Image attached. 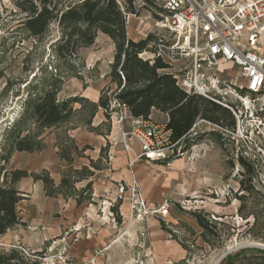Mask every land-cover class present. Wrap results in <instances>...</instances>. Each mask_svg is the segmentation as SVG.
Wrapping results in <instances>:
<instances>
[{"label": "rangeland", "instance_id": "obj_1", "mask_svg": "<svg viewBox=\"0 0 264 264\" xmlns=\"http://www.w3.org/2000/svg\"><path fill=\"white\" fill-rule=\"evenodd\" d=\"M136 5L142 8L139 14L127 16L128 37L140 40L152 33L149 45L163 35L172 37L160 27L158 6L145 0ZM21 18L15 0H0V34ZM114 55L113 41L98 33L95 44L81 52L80 78L67 79L60 98L80 95L94 101L97 91L105 96L114 84L109 76ZM5 65L8 75L21 72L19 59L7 60ZM225 71L224 78L240 84L236 68L226 64ZM5 80L0 82V135L23 110L26 98L24 86L16 79L5 93ZM76 106L79 111L71 121L46 129L40 137L41 150L12 154L9 169L50 176L49 190L61 187L62 191L49 195L43 180L21 179L18 187L25 198L18 209L27 225L9 230L0 237V245L23 247L30 254H40L42 263L47 258L49 264H59L65 251L77 263L97 254L99 264H223L231 248V253L246 247L264 248V128L250 130L258 121L248 109L240 107L248 130L245 134L252 140L198 121L179 143L175 156L148 162L137 159L139 144L125 137L110 108V115L99 108L88 125L90 111L81 103ZM151 116L158 122L164 119L155 110ZM242 157L250 171L238 163ZM123 160L126 167L135 162L136 170L143 165L142 170L138 168L140 195L151 210L169 201L168 219L151 214L138 218L140 204L131 214L130 184H120L123 180L117 176L124 168L119 165ZM121 186L126 188L125 200L117 197ZM85 210L93 216L89 226L84 224L85 217L90 218Z\"/></svg>", "mask_w": 264, "mask_h": 264}, {"label": "trees", "instance_id": "obj_2", "mask_svg": "<svg viewBox=\"0 0 264 264\" xmlns=\"http://www.w3.org/2000/svg\"><path fill=\"white\" fill-rule=\"evenodd\" d=\"M137 1L15 0L22 18L0 34V82L6 79L3 91L7 93L18 80L24 86L26 98L23 110L0 135L5 136L4 143L0 142V237L19 225H27L18 209V203L25 198V192L18 187L21 179L34 176L43 180L49 195L62 191L61 187L49 190L50 176L9 169L12 154L41 150L44 145L40 137L46 129L71 121L79 111L77 103L90 111L88 125L99 108L110 115L111 87L98 102L80 95L59 96L67 79L80 78L77 65L81 52L95 44L98 33L108 35L115 45L109 76L116 88L110 95L125 102L135 116L148 118L153 110L168 114L167 126L172 129L174 141L189 135L200 119L235 130L230 109L202 95L189 94L171 74L163 71L166 66L158 59L151 62L142 56L154 36L148 33L140 40L128 37L127 16L139 14L142 8L136 5ZM145 2L156 5L153 0ZM158 8L162 13L163 9ZM11 59H19L21 72L17 76L7 73L5 62ZM37 256L40 254L28 255L19 247L0 245V264H42ZM222 263L264 264V248H243L227 255Z\"/></svg>", "mask_w": 264, "mask_h": 264}, {"label": "built area", "instance_id": "obj_3", "mask_svg": "<svg viewBox=\"0 0 264 264\" xmlns=\"http://www.w3.org/2000/svg\"><path fill=\"white\" fill-rule=\"evenodd\" d=\"M162 8L160 27H165L167 36L149 45L142 56L154 62L159 60L163 71L171 74L189 94H199L232 111L236 128L224 129L214 125L237 138L251 139L243 123V109L257 120L250 130L264 128V0H153ZM226 64L236 68L240 84L224 78ZM245 94H244V93ZM110 109L114 123L122 129L125 137L140 146L137 159L148 162L166 161L178 149L179 141L172 138V129L167 121L158 122L152 116H135L129 106L110 96ZM255 101V102H254ZM260 103H259V102ZM254 102V104H252ZM235 103L241 104L240 107ZM256 114V115H255ZM255 128V130H254ZM252 140V139H251ZM127 143V142H126ZM128 150H131L127 143ZM135 162H132L133 165ZM119 199H127L126 188L120 187ZM132 201L131 214L136 205L137 217L148 214L166 220L171 213V203L166 201L151 210L134 181L129 186ZM131 215V217H133ZM28 255L25 248L20 247ZM38 257V256H37ZM42 259V258H41ZM42 264H49L43 258ZM59 264H99L98 255L84 262H73L66 251L59 256Z\"/></svg>", "mask_w": 264, "mask_h": 264}, {"label": "crops", "instance_id": "obj_4", "mask_svg": "<svg viewBox=\"0 0 264 264\" xmlns=\"http://www.w3.org/2000/svg\"><path fill=\"white\" fill-rule=\"evenodd\" d=\"M106 35V34H105ZM108 36V35H107ZM109 37V36H108ZM110 38V37H109ZM111 39V38H110ZM112 40V39H111ZM113 41V40H112ZM114 43V42H113ZM237 71V70H236ZM237 74H238V72H237ZM239 76V75H238ZM115 84V83H114ZM113 84V86H111V87H113V89L114 88H116V84L114 85ZM96 91V90H95ZM93 96V98H94V101H96V102H98L99 101V97H100V93L97 91L96 93H95V95H92ZM156 111V110H155ZM162 115H163V121H166V119H168V114H164V113H162V112H160ZM199 121V120H198ZM197 121V122H198ZM162 122V121H161ZM123 162H125L124 160L122 161V163H119V165H122L123 164ZM130 165V167H126V165H122V166H124V168H123V170L117 175L119 178H121L122 180H123V182H120V184H125V183H129L130 185H132L133 184V182L134 181H136V182H139V183H141L140 181H141V177H139V175H138V172H139V169L141 168V170L144 168L143 167V165L142 164H140L139 165V169L137 168V170L135 169V167H133V166H136V164L134 163L133 165H131V164H129ZM128 165V166H129ZM121 166V167H122ZM113 169H115V168H113ZM118 171V170H117ZM130 185H128V187L130 186ZM140 185V184H139ZM142 188V187H141ZM109 189H111V188H108V190ZM107 190V189H106ZM107 190V191H108ZM110 191V190H109ZM146 193V192H145ZM127 205H128V203H126ZM85 213L86 214H89L90 216V218H87V217H85V219H88V221L86 220L85 222H84V224L85 225H88L89 226V224H91V222H92V219H93V216H92V214H90V213H88V212H86V210H85ZM112 212H110V214H111ZM112 219V218H111ZM113 221H116V219L115 218H113ZM90 229L92 228V227H89ZM97 237V236H96ZM98 241H100V240H96V242H98Z\"/></svg>", "mask_w": 264, "mask_h": 264}, {"label": "flooded vegetation", "instance_id": "obj_5", "mask_svg": "<svg viewBox=\"0 0 264 264\" xmlns=\"http://www.w3.org/2000/svg\"><path fill=\"white\" fill-rule=\"evenodd\" d=\"M238 163H241L242 165L246 166V169L250 171V169L248 168V164H247L246 158H244V157L239 158Z\"/></svg>", "mask_w": 264, "mask_h": 264}, {"label": "water", "instance_id": "obj_6", "mask_svg": "<svg viewBox=\"0 0 264 264\" xmlns=\"http://www.w3.org/2000/svg\"><path fill=\"white\" fill-rule=\"evenodd\" d=\"M232 250H233V248H231L230 250H228V251L226 252V254H225V255H228V254H230ZM225 255H224V256H225Z\"/></svg>", "mask_w": 264, "mask_h": 264}]
</instances>
